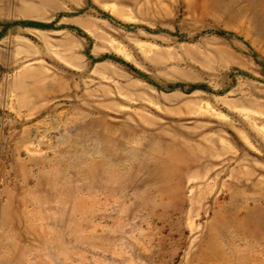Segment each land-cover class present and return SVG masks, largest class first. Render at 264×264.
Returning <instances> with one entry per match:
<instances>
[{"label":"rangeland","instance_id":"374dc122","mask_svg":"<svg viewBox=\"0 0 264 264\" xmlns=\"http://www.w3.org/2000/svg\"><path fill=\"white\" fill-rule=\"evenodd\" d=\"M0 264H264V0H0Z\"/></svg>","mask_w":264,"mask_h":264},{"label":"water","instance_id":"95a60500","mask_svg":"<svg viewBox=\"0 0 264 264\" xmlns=\"http://www.w3.org/2000/svg\"><path fill=\"white\" fill-rule=\"evenodd\" d=\"M113 22H115L114 20H112ZM117 25H119V26H122L120 23H118V22H115Z\"/></svg>","mask_w":264,"mask_h":264}]
</instances>
